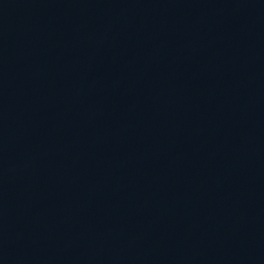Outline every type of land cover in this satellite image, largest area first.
Listing matches in <instances>:
<instances>
[{"label": "water", "instance_id": "1", "mask_svg": "<svg viewBox=\"0 0 264 264\" xmlns=\"http://www.w3.org/2000/svg\"><path fill=\"white\" fill-rule=\"evenodd\" d=\"M264 226V0H0V264H243Z\"/></svg>", "mask_w": 264, "mask_h": 264}]
</instances>
